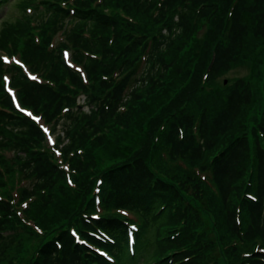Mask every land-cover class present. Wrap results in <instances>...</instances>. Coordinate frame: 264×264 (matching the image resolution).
Listing matches in <instances>:
<instances>
[{"label":"trees","instance_id":"trees-1","mask_svg":"<svg viewBox=\"0 0 264 264\" xmlns=\"http://www.w3.org/2000/svg\"><path fill=\"white\" fill-rule=\"evenodd\" d=\"M14 3L0 264H264V0Z\"/></svg>","mask_w":264,"mask_h":264},{"label":"rangeland","instance_id":"rangeland-1","mask_svg":"<svg viewBox=\"0 0 264 264\" xmlns=\"http://www.w3.org/2000/svg\"><path fill=\"white\" fill-rule=\"evenodd\" d=\"M14 4H15L14 0H10L8 3L3 4V5L0 6V20L2 18L7 17V16H12V15L16 14L17 10H16V7H15L16 5H14ZM57 38L60 39L61 37L58 35ZM249 75H250V71H249V69L247 67H238V68H235V69L231 70L226 75H224L223 79H224V83H226L227 82V78L233 79V78L238 77V76H240V77H249ZM86 108L87 107H85L84 109H86ZM50 132H51V130H50ZM53 138H54V135L50 133V140H52ZM22 184L25 185L27 183L24 180H22Z\"/></svg>","mask_w":264,"mask_h":264},{"label":"snow or ice","instance_id":"snow-or-ice-1","mask_svg":"<svg viewBox=\"0 0 264 264\" xmlns=\"http://www.w3.org/2000/svg\"><path fill=\"white\" fill-rule=\"evenodd\" d=\"M33 79H35V77H33Z\"/></svg>","mask_w":264,"mask_h":264}]
</instances>
